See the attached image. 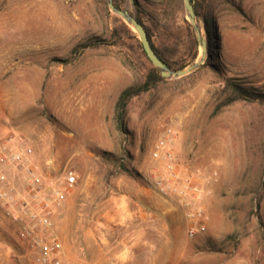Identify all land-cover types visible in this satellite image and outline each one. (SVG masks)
<instances>
[{"label":"rangeland","instance_id":"1","mask_svg":"<svg viewBox=\"0 0 264 264\" xmlns=\"http://www.w3.org/2000/svg\"><path fill=\"white\" fill-rule=\"evenodd\" d=\"M198 1L208 64L129 97L120 124L119 94L154 65L107 0H0V139L30 144L48 188L68 171L77 179L52 217L63 264H88L89 212L106 196L154 191L151 150L167 127L179 176L200 188L190 205L204 214L203 231L186 227L181 264H264V0ZM117 2L171 69L199 58L183 0ZM6 176L23 192V169ZM0 264H33L1 207Z\"/></svg>","mask_w":264,"mask_h":264},{"label":"built area","instance_id":"2","mask_svg":"<svg viewBox=\"0 0 264 264\" xmlns=\"http://www.w3.org/2000/svg\"><path fill=\"white\" fill-rule=\"evenodd\" d=\"M174 138L172 128L167 127L153 145L151 158L155 165L151 185L159 196L173 200L183 209L188 222L187 234L194 236L205 229L201 209L190 205L200 197V188L179 176ZM13 139V135L0 139V207L15 226L18 241L31 253L33 264H63L62 246L54 232L52 217L76 183V175L68 171L63 180L48 188L43 182L42 171L32 163L30 144L14 143ZM10 167L25 172L26 182L21 193L8 186L6 169Z\"/></svg>","mask_w":264,"mask_h":264},{"label":"crops","instance_id":"3","mask_svg":"<svg viewBox=\"0 0 264 264\" xmlns=\"http://www.w3.org/2000/svg\"><path fill=\"white\" fill-rule=\"evenodd\" d=\"M90 214L89 238L84 241L88 264L183 262L188 222L181 208L164 204L154 191L136 189L106 196ZM78 228L83 229V225ZM77 264L83 260L78 258Z\"/></svg>","mask_w":264,"mask_h":264},{"label":"water","instance_id":"4","mask_svg":"<svg viewBox=\"0 0 264 264\" xmlns=\"http://www.w3.org/2000/svg\"><path fill=\"white\" fill-rule=\"evenodd\" d=\"M129 2L134 3V0H129ZM183 5L188 21L195 30L197 41L199 43V46L202 48V51L198 61L188 65L185 68L173 70L157 55V53L152 48L151 43L148 39L147 31L144 28L143 24L140 23L127 8L117 7L114 4L113 0H107V6L109 10L119 16L128 26H130L136 32L144 54L146 55L148 60L156 68H158L160 75L166 78L182 77L189 74L192 70L196 69L198 66L205 62L208 54L207 41L204 36H201L199 26L196 21V14L194 11L192 0H183Z\"/></svg>","mask_w":264,"mask_h":264},{"label":"trees","instance_id":"5","mask_svg":"<svg viewBox=\"0 0 264 264\" xmlns=\"http://www.w3.org/2000/svg\"><path fill=\"white\" fill-rule=\"evenodd\" d=\"M113 1H114V4L117 7H120L118 2H117V0H113ZM192 2H193V6H194V11H195L196 17L199 18V16H200V12H199L200 4H199V1L198 0H192ZM136 19L140 23H142L140 18H138L137 16H136ZM204 22H205V25H206V30L209 32L208 18H205ZM148 39H149V41L151 43V46L154 49V51L165 62V60L162 58V56L159 54V52L157 51V49L155 48V46L151 42L149 36H148ZM141 49H142V47H141ZM142 51H143V49H142ZM208 62H209V59L207 58V60H206V62L204 64H208ZM165 63H167V62H165ZM167 65L169 66V64H167ZM162 79L163 78L160 75V72H159L158 68H156L155 66H152L151 69L149 70V72L147 73V75L145 77V80L140 85H138L136 87L135 86L128 87V88H126V89L121 91V93L119 94L118 100L116 102V106H115L116 117H117L118 121L120 122V124L122 123V120H123V117H124V114H125V111H124V103H125V101L129 97H131L132 95H137V94H139L142 91L149 90L152 87V85H154L156 82H158V81H160Z\"/></svg>","mask_w":264,"mask_h":264},{"label":"bare ground","instance_id":"6","mask_svg":"<svg viewBox=\"0 0 264 264\" xmlns=\"http://www.w3.org/2000/svg\"><path fill=\"white\" fill-rule=\"evenodd\" d=\"M201 36H203L202 34H201ZM202 51V48L200 47V52ZM201 55V54H200ZM199 58H200V56H199ZM199 58L196 60V61H198L199 60ZM195 61V62H196Z\"/></svg>","mask_w":264,"mask_h":264}]
</instances>
